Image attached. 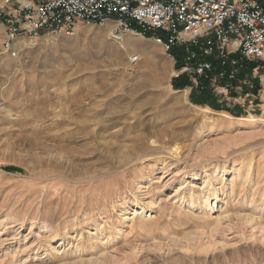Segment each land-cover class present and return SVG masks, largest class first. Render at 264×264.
<instances>
[{"label":"rangeland","instance_id":"obj_1","mask_svg":"<svg viewBox=\"0 0 264 264\" xmlns=\"http://www.w3.org/2000/svg\"><path fill=\"white\" fill-rule=\"evenodd\" d=\"M132 35L122 55L106 24L0 53V264H264V84L196 104ZM209 174L218 198L193 209Z\"/></svg>","mask_w":264,"mask_h":264},{"label":"built area","instance_id":"obj_2","mask_svg":"<svg viewBox=\"0 0 264 264\" xmlns=\"http://www.w3.org/2000/svg\"><path fill=\"white\" fill-rule=\"evenodd\" d=\"M107 23L114 39L151 33L174 62L173 77L186 76L190 89H208L241 107L259 97L264 0H3L0 53L18 56L22 38L73 35L82 24ZM175 48L179 55L170 53Z\"/></svg>","mask_w":264,"mask_h":264},{"label":"bare ground","instance_id":"obj_3","mask_svg":"<svg viewBox=\"0 0 264 264\" xmlns=\"http://www.w3.org/2000/svg\"><path fill=\"white\" fill-rule=\"evenodd\" d=\"M106 28H108V29H111L112 28V24L111 23H107L106 24ZM132 32H128V33H126L125 35H124V39H123V37L121 38V39H117V40H122V42L120 43V47L118 46V47H113V48H111L116 54H118V55H122V53H124V52H127L128 50H127V41H131V39H132ZM114 38V37H113ZM116 39V38H115ZM28 41H26V40H21L20 41V45L21 46H24L25 44H28L27 43ZM119 42V41H118ZM117 46V45H116ZM160 58L164 61V62H166V59L164 58V56L163 55H160ZM174 73V70H173V72H172V74ZM180 92V95H178V96H180L181 98H183L185 101L186 100H188V90L187 89H184V90H180L179 91ZM179 97V98H180ZM197 108H201L202 110H204L205 111V113H203V116H208L207 115V113H206V111L208 110L206 107H200V106H198ZM209 113V112H208ZM224 115V114H223ZM225 116H227V117H229V118H233V116H231V115H229L228 113L226 114L225 113ZM239 121H248V122H256L257 121V119L253 116V115H250V116H244V117H239V118H237ZM140 156H142V155H137V160H139L141 157ZM135 158V157H134ZM222 171H218V170H215V175H217V174H220ZM214 174V173H213ZM204 186H206L205 188H207V189H205V190H203V191H197V196L195 197V196H193L194 195V192L192 193V191H190L191 193H190V197H191V199L189 200L190 201V205H191V207H193V209L195 208V207H199L200 209H202V210H204V211H206L207 210V207L209 206H211V209H212V202H213V200H215V199H217L218 198V192H219V189L217 188V187H215L214 185H213V180H212V177H210V174L209 175H207L206 176V179H205V181H204ZM183 193V191H181V187L180 188H177L175 191H174V194L173 195H171V197H175V196H177V195H181ZM197 200H199V202L197 201ZM196 201H197V203H196ZM139 202H141V200H139ZM138 202V203H139ZM166 208V207H165ZM165 210V209H164ZM165 212V211H164ZM151 215H152V213L149 215L150 217H151ZM149 216H147V218L149 217ZM145 217H146V214H145ZM132 220L134 219V216L131 218ZM148 222V221H147ZM145 224H147V223H145ZM148 226V225H147ZM149 227H150V225H149ZM54 251H57V248L55 247L54 248Z\"/></svg>","mask_w":264,"mask_h":264},{"label":"trees","instance_id":"obj_4","mask_svg":"<svg viewBox=\"0 0 264 264\" xmlns=\"http://www.w3.org/2000/svg\"><path fill=\"white\" fill-rule=\"evenodd\" d=\"M147 37H151V33L147 34ZM172 55L179 54L180 53V49L179 48H175L170 52ZM175 54V55H176ZM177 66H179L177 64ZM189 80L187 79L186 76L182 75L178 78H173L172 81V85L174 88L176 89H181V88H185L187 86H189ZM191 99L194 103L199 104V105H209L210 107L216 109V110H220L223 109V107L220 104H217L213 95L211 94V92L208 89H195ZM236 111H234L233 113L235 114ZM241 113H236L237 116H239ZM13 170V168H10Z\"/></svg>","mask_w":264,"mask_h":264}]
</instances>
